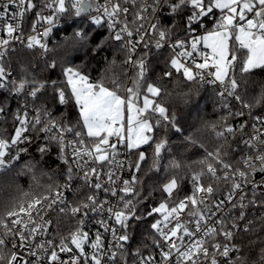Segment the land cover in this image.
<instances>
[{
	"label": "snow or ice",
	"instance_id": "snow-or-ice-1",
	"mask_svg": "<svg viewBox=\"0 0 264 264\" xmlns=\"http://www.w3.org/2000/svg\"><path fill=\"white\" fill-rule=\"evenodd\" d=\"M123 4L131 7L122 6L121 0H44L43 8L49 9V14L36 15L47 26L42 36L32 34L25 39L24 17L36 8L34 0H0V20L7 21L0 28V89L24 97L14 114L13 132L7 139L0 136V173L10 170L20 154L28 152L27 147L19 145L32 143L29 132L44 141L37 147L41 157L55 145L65 166L63 183L54 181L40 192L22 191L0 205V264H129L128 256L133 264H249L241 245L234 241L237 233L257 231L255 218H247L251 209H259L258 218L264 221V115L253 116V109L264 104V84L253 103L242 98L240 89L248 84L246 77L257 69L264 70V0H123ZM164 10L181 18L183 36L177 33L180 24L161 22ZM61 14L81 19L87 16L93 25H106L108 36L91 51L98 53L111 40L118 52L126 54L123 66L135 69L134 75L129 77L128 68L123 67L122 75L113 72L111 77L102 75L93 80L74 64L69 59L72 52L91 39L83 27L50 48L48 37ZM200 29L206 34L199 35ZM31 30L36 32L35 23ZM13 41L31 52L39 50L41 58L57 49L64 50L59 63L62 79H38L27 71L13 79L8 60L9 53L15 51L10 47ZM200 43L208 51H198ZM165 46L172 55L166 61L164 78L175 74L190 83H218L221 98L227 95L240 103V110L235 112L229 104H223L227 110L221 117L224 131H216V136L223 137L226 144L229 135L243 133L247 120L236 127L227 121L246 115L253 120V135L242 141L249 153L238 162L242 167L226 161L225 144L213 151L205 150V157L195 162L200 165L199 171H191V165L175 159L170 161L168 167L174 172L182 167L190 170L191 193L180 198V181L172 175L160 187L164 199L142 210L152 195L143 193L140 173L148 156L142 146L153 151L149 171L159 172L168 141L157 142L154 130L163 125L177 133L182 131L176 115H169L158 102L161 87L147 82L151 50ZM238 62L239 81L235 73ZM114 65L115 57L109 71ZM45 66L54 70L58 63L54 59ZM48 89L50 96L45 95ZM49 101L65 107L73 105L78 110L75 123L64 113L57 116ZM149 113L156 116L154 122ZM6 114L5 105L0 103V116ZM212 127L215 131L216 126ZM12 148L18 149L15 155H9ZM26 167L31 171L35 164L29 161ZM125 172L129 178H124ZM44 175L52 180L48 173ZM32 179L40 187L35 174ZM221 184L227 193L216 199L214 193ZM67 192L77 196L75 203L66 199ZM52 215L70 218L77 224L58 243L53 236L59 233V219L56 233L49 235L54 227ZM89 220L98 225L94 234L84 230ZM147 221L150 236L146 239L150 245L144 247L150 246L151 251L144 255L138 248L132 253L126 247L132 239L130 231ZM260 231L264 232V224ZM252 264H264V247L259 260Z\"/></svg>",
	"mask_w": 264,
	"mask_h": 264
},
{
	"label": "trees",
	"instance_id": "trees-1",
	"mask_svg": "<svg viewBox=\"0 0 264 264\" xmlns=\"http://www.w3.org/2000/svg\"><path fill=\"white\" fill-rule=\"evenodd\" d=\"M36 8L30 13V18L33 19L37 12H49V9L43 8L44 0H34ZM171 21L173 18H170ZM183 27V21L179 16L174 18V21ZM83 27L88 30L90 34L89 43L74 50L69 57L74 64L82 67L93 80L100 78L102 75L111 77L113 72L122 75L123 67L128 68L129 77L133 76L135 69L123 66V61L126 58V54L118 52L115 48L114 43L109 40L105 43L102 50L92 52L98 43L108 36V30L105 27H100L91 24L85 18L81 19L75 17L73 21L66 25L67 34L71 35L72 32ZM179 28V29H181ZM64 35V36H66ZM59 38L53 43L51 48H56L58 43L63 41V37ZM65 55L64 50L57 49V51L49 53L44 59L40 58L37 52H31L25 47H19L9 53L8 60L11 66L14 67L17 76H21L22 73L27 71L29 75H35L38 79L48 80H59L62 79L61 68L59 66L61 57ZM172 53L167 49H155L151 50V54L148 57V73L147 82L154 83L161 87L162 93L158 99V102L163 104L168 109V114H175L178 120V126L182 129L180 133H177L170 127L161 126L154 130V138L158 142L161 139H166L168 145L166 150L162 152V158L160 161L159 172L149 171L153 160V151L147 145H144L141 150L145 151L148 160L142 165V172L140 173L143 179V193L148 195V202L142 205V210H146L148 205L156 204L164 199L163 194L160 191V187L170 178L175 175L180 181V189L178 196L183 198L189 195L192 191L190 183V170L187 167H182L179 171L171 170L168 165L173 159L179 161L182 165H191V171H199L200 165L195 163L203 159L206 155V151H213L221 144H225L224 138H218L216 131H224V121L221 117L226 116L227 110L223 108L224 101L218 95L219 87L215 84H196L195 82H187L183 77L174 76L172 78H164L163 73L167 71L166 61ZM115 57L116 65L111 67L109 71L110 62ZM56 60L58 66L53 69H48L45 65L52 60ZM236 77L240 80L239 64L235 69ZM247 85H242L240 93L242 98L249 102H254V97L259 94L260 86L264 84V70L257 69L249 77ZM179 81V83H177ZM123 93V92H122ZM46 96L51 95V89H48L45 93ZM9 97H5L0 92V103L7 102ZM51 103V101H49ZM4 104V103H3ZM233 112L235 110L232 109ZM55 114H66L67 118L75 123L78 110L73 105L60 106L55 109ZM254 113L264 112V104L253 109ZM150 119L153 122L156 119L154 114L149 113ZM238 117L228 118V124L237 125ZM213 125L216 126V130H213ZM15 125L14 114L12 110H7L5 116L0 117V136L5 139L13 132ZM32 136V143L29 145L20 144L19 147H27V153H21L20 159L15 161L10 170L0 173V205L5 204L17 197L22 191H34L40 192L43 190V186L49 183L58 182L63 183V171L65 166L58 158V151L55 145L51 146V151L41 157L37 151V147L44 143L43 139H37L36 134L27 133ZM227 135V134H226ZM240 131H236L234 136L229 135L225 149L228 155L225 157L227 162L233 161L234 153L240 142ZM190 138V139H189ZM192 141H195L193 143ZM17 148H12L9 155H15ZM7 151V150H6ZM133 159L136 156L133 155ZM31 161L35 164V168L29 171L26 167L28 162ZM48 173L52 176V180H49ZM33 174L37 177L40 182V187H37L33 182ZM206 182V180H205ZM259 215V214H258ZM255 217V224L257 231L255 233H241L238 244L241 245L244 255L248 258L249 264L253 261H258L260 256V249L264 247V232L260 231V225L264 224ZM61 219V236H65L69 233L70 229L68 225H75V221L63 217ZM150 221L141 222L130 231L132 239L129 241L128 249L135 253L139 248L142 253L148 254L151 251V247L145 249L144 245L149 244L150 241L146 237L150 236L148 224ZM128 261L131 262V256L127 257Z\"/></svg>",
	"mask_w": 264,
	"mask_h": 264
},
{
	"label": "built area",
	"instance_id": "built-area-1",
	"mask_svg": "<svg viewBox=\"0 0 264 264\" xmlns=\"http://www.w3.org/2000/svg\"><path fill=\"white\" fill-rule=\"evenodd\" d=\"M98 2L99 3H103L104 0H98ZM121 3H122V6L131 7V4H123V0H121ZM133 11H135V9H133ZM49 12H43L41 14L42 15H48ZM30 13L31 12L26 13V15L24 17L23 31H24V38L25 39H26V37L28 35H32V34H36V35L42 36V34L44 32V28L47 26L44 23V21L38 20L37 16H35L33 19H31L30 18ZM93 14H95V13L93 12ZM74 18H75V16L71 15V14H61L59 22L56 24L55 27H53L52 32L50 33V35L48 37V44H49L50 48L52 47L53 43H55L59 38H61L62 36L67 34L66 25L70 24L73 21ZM84 18L88 22H90V20L87 18V16H85ZM159 18H160L161 22L164 25H171L173 22H176V20L174 21V18H176V17L170 16L168 14L167 10L162 11ZM170 18H173V20L171 21ZM128 19L131 20L132 17L129 16ZM211 20H212V17H209V19L207 21L209 28L212 27ZM6 22L7 21H5V20H0V28H2L3 25ZM34 23L36 24V32L35 33H33L32 30H31L32 29V25ZM148 26H149L148 22H145V27L147 28ZM104 27L107 29L106 25ZM130 27L134 28L135 25H130ZM177 33H179V35L183 36L184 35L183 27L181 29H177ZM203 33H204L203 29L198 30V34L199 35H201ZM0 35H3V33L0 32ZM175 35L176 34H174V38H175ZM145 39H149V38L145 37ZM153 43H154V41H153ZM10 47H14L15 49H17L19 47H25V46L21 45L18 41H13V43H12V45H10ZM197 47H198V51H208L207 49L204 48L203 43H200ZM164 49H167V50H169L172 53L171 49L168 46H165ZM188 50L191 51L190 46H189ZM35 52H37L38 55H39V50H37ZM39 57L41 58L40 55H39ZM42 59H44V58H42ZM197 59L199 60L198 54H197ZM128 67L131 68L130 66H128ZM11 69H12L13 79L17 78L18 76L16 74V71H15L14 67L11 66ZM216 85L219 87V90H220L221 86L218 83ZM0 92H2L5 97H9L7 102L3 101V103H4L5 107H6V110H10L11 109L12 113L15 114L17 112V110H18V106L22 104L24 97L22 95L21 96H16L15 94H10L7 91V89H0ZM222 100L224 101V103L229 104L231 109H233L235 111L240 110V108H241L240 103L238 101H236L235 99H233L232 97H228L227 95H225V97H223ZM49 107L52 108L55 111V109L57 107L59 108L60 105H55V104L49 103ZM244 111L247 112V109H245ZM255 115H264V112H261V113H254L253 112V116H255ZM245 120L248 121V126L245 128L243 133L240 132L241 135H240L239 145H238V147H237V149H236V151L234 153L233 161L229 162V163L233 164L234 167H237V166H241L242 167L243 165L238 164V162L241 161L243 157H245V156H247L249 154L248 151L245 149L244 144L242 143V141L244 139H248L251 135H253V130H252V127H251V125L253 123V120H252L251 117H249L247 115L245 117H242V118L238 117L237 125L243 123ZM119 159H124V156H120ZM131 159L134 161L133 156L131 157ZM107 170H108L107 167H105V171H107ZM261 175H264V174H261ZM124 178H129L128 173H126V172L124 173ZM207 182L208 181L206 180L205 183H207ZM213 186L217 187L216 185H213ZM226 193H227V188L223 184H221L219 187H217V191L214 193V196H215L216 199H222L224 197V195H226ZM66 199L69 202H71V203H75L76 199H77V196L74 195L72 192H67L66 193ZM113 203H115V201H113ZM228 207L230 208V205ZM258 214H260V210L256 209V208H253V209H251L248 212L247 218L248 219H254ZM233 215H235V213H233ZM51 219L53 220L54 227L52 228V230L49 233L50 236H53V234L56 233L55 225L57 224V219H59V233L53 236V238L58 243L59 240L62 237H66L69 233L67 235H65V236H61V224L62 223H61L60 220L63 219L62 216L57 218L55 215H52ZM229 223H231V221H229ZM76 226H77L76 221H75V225L73 223H72V225H68L70 231H73L76 228ZM97 228H98V225H96L91 220H89L88 222H86L84 230L88 231L90 234H94L97 231ZM101 231H103V230L101 229ZM240 234L241 233H237L236 239L234 241L235 243H238ZM220 239H222V237ZM143 254L147 255L145 253H143ZM154 254H158V253H154ZM61 255H63V254H61ZM129 264H133V261L129 262Z\"/></svg>",
	"mask_w": 264,
	"mask_h": 264
},
{
	"label": "rangeland",
	"instance_id": "rangeland-1",
	"mask_svg": "<svg viewBox=\"0 0 264 264\" xmlns=\"http://www.w3.org/2000/svg\"><path fill=\"white\" fill-rule=\"evenodd\" d=\"M204 34H206L205 32L203 33V34H201V35H204ZM243 60V56H241V61ZM238 64H239V62H238ZM237 64V65H238ZM122 95H123V93H121ZM143 147V146H142Z\"/></svg>",
	"mask_w": 264,
	"mask_h": 264
}]
</instances>
